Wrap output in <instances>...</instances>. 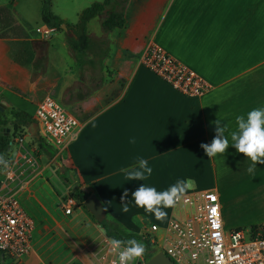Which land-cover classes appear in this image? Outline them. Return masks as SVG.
<instances>
[{
    "label": "crops",
    "instance_id": "crops-1",
    "mask_svg": "<svg viewBox=\"0 0 264 264\" xmlns=\"http://www.w3.org/2000/svg\"><path fill=\"white\" fill-rule=\"evenodd\" d=\"M121 2L116 5L122 13L121 26L102 30L100 14L87 20L89 43L79 59L66 44L65 34L70 32L53 30L49 38H43L37 31L45 26L40 6V24L25 29L24 39L32 51L30 63L14 62L6 39L0 38V106L30 114L37 102L49 96L73 116L80 129L62 149L68 169L80 189L97 198L104 216L117 220L127 231L143 233L148 224L162 228L184 208L176 204L164 209L168 213L164 221L145 214L132 199L143 183L164 191L187 179L195 180L196 187L186 194L216 190L225 229L264 226V164L249 173L251 162L231 147L229 135L237 128V116L264 107V0ZM51 11L63 22L76 21ZM11 15L13 24L20 26L13 11ZM149 38L202 76L211 88L200 96H186L143 67L138 55ZM217 119L228 126L230 147L224 158L208 159L200 145L213 140ZM20 146L13 148L11 163L16 179L27 178L17 193L21 207L28 205L39 221H54L55 229L44 237L61 228L52 217L58 215L56 203L67 222L78 219L76 256L78 264H88L79 251L99 244L104 236L101 226L78 204L70 214L62 212L68 186L54 171L47 179L41 178L30 194L20 195L29 178L33 179L34 167L23 162ZM140 158L148 161L152 175L145 181H129L122 169L137 166ZM16 181L9 186L14 188ZM125 191L127 213L120 199ZM24 212L33 231V221ZM35 244L30 238L29 251L14 264L27 261Z\"/></svg>",
    "mask_w": 264,
    "mask_h": 264
},
{
    "label": "built area",
    "instance_id": "built-area-1",
    "mask_svg": "<svg viewBox=\"0 0 264 264\" xmlns=\"http://www.w3.org/2000/svg\"><path fill=\"white\" fill-rule=\"evenodd\" d=\"M53 30L46 25L37 29L43 38H49ZM138 61L183 95L200 96L211 88L202 76L150 38L140 51ZM30 116L45 142L60 150L80 129V123L49 96L35 104ZM21 158L28 167L34 166L35 160L29 153H23ZM15 180L16 173L10 163L0 180V264H8L7 261L14 264L30 249L32 222L17 198L23 181L17 180L14 188L9 186ZM77 204L70 194H65L62 212L70 214ZM177 204L184 206L180 214L172 216L162 228L148 224L144 232L148 242L172 264H264V226L225 229L214 188L185 194ZM79 253L88 264H113L117 260L110 252L105 235L96 247H85Z\"/></svg>",
    "mask_w": 264,
    "mask_h": 264
},
{
    "label": "rangeland",
    "instance_id": "rangeland-1",
    "mask_svg": "<svg viewBox=\"0 0 264 264\" xmlns=\"http://www.w3.org/2000/svg\"><path fill=\"white\" fill-rule=\"evenodd\" d=\"M93 1L101 0H50L51 8L55 12L65 15L68 19L75 20L76 11L78 9L82 10ZM121 1L122 0H118V2L122 3ZM5 3L10 6L11 11L14 12L16 19L20 21L22 27L25 28L24 25L26 24L27 27L34 29L35 25L40 24L38 16V7L40 6L39 0H0V4ZM103 15L104 13L101 12L99 18ZM8 108L9 106L4 104L3 109L5 112ZM9 135L11 143H9V149L4 157L9 162L8 164L12 161L13 148H16L18 144L21 145L20 147L22 152L29 153L34 158L33 160H35L34 167L31 171L33 179L29 178V181L26 182L27 184L24 187V191H22L20 195L26 196L28 193L30 194L31 190L35 189V186L38 185L39 182L43 181L41 178L47 179V174L51 171H54L62 183L65 186H68L66 192L67 194L74 191L78 182L75 180V175L69 171L65 156L63 155L60 161L56 160L54 157L58 153L57 149L55 147H51L43 140L41 135H39L38 129L33 124L26 127H13L9 125ZM52 151H54V153L51 156L49 154ZM42 166L44 168H42ZM4 169L5 168L3 166H0V180L3 177ZM26 180L27 178L24 180L22 179L19 183L24 181V184ZM57 205L58 203H56L54 207L58 215L55 216L56 214H52V217L60 223L61 228H57V233L48 237V233H52L53 229H55L53 228L54 221L52 219L49 220L48 218L44 221L35 219L30 214L32 210L30 211L29 206H26L23 203V209L29 213L34 225L31 242L33 244L37 242L35 244L33 255L30 256L23 264H78L79 257L76 256L77 248L74 242L79 243V221L78 219H75L74 221L67 222V218L61 214ZM249 226L241 227L247 228ZM64 231L67 233L65 234ZM45 234H48L47 237H44ZM154 250L155 253L159 251L158 248ZM149 257L145 256L144 259L142 261H138L137 264H146Z\"/></svg>",
    "mask_w": 264,
    "mask_h": 264
},
{
    "label": "clouds",
    "instance_id": "clouds-1",
    "mask_svg": "<svg viewBox=\"0 0 264 264\" xmlns=\"http://www.w3.org/2000/svg\"><path fill=\"white\" fill-rule=\"evenodd\" d=\"M215 136L210 144H201L208 159L225 157L229 145V137L226 135L228 126L216 120ZM237 128L229 133L231 147L242 154L251 162L247 168L249 173H253L257 164H264V107L250 110L246 116L236 117ZM134 142V141H133ZM8 161L0 154V166L8 167ZM126 173L129 181H145L153 172L146 159L140 158L137 166L130 169H122ZM196 182L193 179L178 180L167 190L157 191L155 187L147 186L144 183L132 193V199L137 208L143 209L145 214L154 216L157 221H164L168 213L164 209H171L176 206L184 197L189 189L195 188ZM128 192L125 191L121 196V205L123 212L129 211L128 203L125 197ZM111 253L117 256L113 264H137L142 261L146 255V245L136 239H118L115 237H106Z\"/></svg>",
    "mask_w": 264,
    "mask_h": 264
},
{
    "label": "trees",
    "instance_id": "trees-1",
    "mask_svg": "<svg viewBox=\"0 0 264 264\" xmlns=\"http://www.w3.org/2000/svg\"><path fill=\"white\" fill-rule=\"evenodd\" d=\"M39 3L41 23L59 31H61L60 24L64 23L66 31L70 32V34H65L66 44L77 59L80 58V55L85 53L89 43L85 31L87 20L104 12V15L100 20V26L104 31L111 30L113 27L121 26L123 21L122 13L116 8V5L118 4L117 0L91 2L78 13L77 19L74 23L63 22V20L54 14L51 11L50 0H39ZM24 26L25 28L22 27V25L16 26L13 24L9 5L0 6V38L6 39L5 42L9 46L10 57L14 62L21 65L30 63L32 59L31 47L29 42L24 39L26 37L25 29H28L29 27H27L26 24ZM30 124L35 123L30 114L24 110H15L12 107H9L5 112L4 109H0V154H3L5 157L6 152L9 149V125L13 127H26ZM53 153L54 151L50 152L49 155L52 156ZM63 155L64 154L61 150L54 158L60 161ZM69 194L77 201L78 205L83 207L82 201L88 196V193L81 190L79 184L74 191ZM91 218L93 217L91 216ZM95 222L101 226L106 237H115L123 240L136 239L146 245V257L152 256L155 253V248L148 242L145 233L127 231L121 227L117 220L105 216L101 221ZM250 227L254 228L255 225H251Z\"/></svg>",
    "mask_w": 264,
    "mask_h": 264
},
{
    "label": "water",
    "instance_id": "water-1",
    "mask_svg": "<svg viewBox=\"0 0 264 264\" xmlns=\"http://www.w3.org/2000/svg\"><path fill=\"white\" fill-rule=\"evenodd\" d=\"M62 30H66L64 23L60 24ZM0 109H3L0 106ZM82 206L92 215V217L97 221H101L104 218V210L93 194H89L83 201ZM146 264H172V262L162 254L161 251H157L152 256L148 258Z\"/></svg>",
    "mask_w": 264,
    "mask_h": 264
}]
</instances>
